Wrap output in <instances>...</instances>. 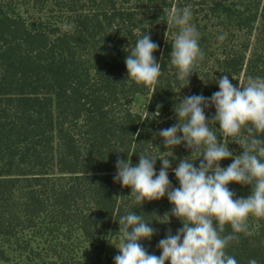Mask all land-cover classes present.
<instances>
[{"label":"trees","instance_id":"trees-1","mask_svg":"<svg viewBox=\"0 0 264 264\" xmlns=\"http://www.w3.org/2000/svg\"><path fill=\"white\" fill-rule=\"evenodd\" d=\"M184 6L203 52L187 85L176 80L168 59L177 29L167 17ZM144 31L161 62L151 85L126 80L124 65ZM221 75L234 86L250 75L264 77V0H0V245L26 264L35 258L47 264L44 256L54 258L50 264H81L70 252L102 244L110 230L118 232L120 215L133 210L158 220L171 207L167 199L134 204L130 189L112 180L114 163L119 156L135 164L145 152L170 155L159 153L155 146L165 149L155 134L176 123L178 97H210ZM138 95L146 98L141 111L132 109ZM228 147L241 152L234 143ZM172 153L168 178L177 186L171 167L190 152L180 145ZM228 187L236 196L250 191ZM247 225L248 233L236 234L225 251L237 264L250 258L264 264V217L250 215ZM151 226L155 234L141 244L159 256L158 240L181 223L170 216ZM230 231L225 224L222 235Z\"/></svg>","mask_w":264,"mask_h":264},{"label":"clouds","instance_id":"clouds-1","mask_svg":"<svg viewBox=\"0 0 264 264\" xmlns=\"http://www.w3.org/2000/svg\"><path fill=\"white\" fill-rule=\"evenodd\" d=\"M191 17L190 6L172 11L167 17L168 26L177 29L170 44L169 63L175 69L176 80L185 85L196 61L203 57ZM218 39H224L223 35ZM157 48L146 31L138 35L124 58L126 80L145 85L157 82L162 74L161 62L153 56ZM214 82L218 90L210 97H178L172 108L176 123L156 132L165 150L155 147L160 154L167 150L170 155L145 152L137 155L135 164L117 157L113 182L129 188L127 197L139 207L166 198L171 207L153 220L168 223L171 216L180 221L181 227L174 234L166 230L156 244V256L141 244L155 234L153 220L146 221L143 216L148 215L127 211L118 218V243L114 246L118 254L113 256V264H237L225 248L238 238L236 234L248 233L250 215L264 217V77L250 75L245 83L234 86L228 75H221ZM209 108L214 114L206 118ZM229 143L238 145L240 154L234 155ZM180 145L190 154L171 167L177 183L173 186L168 178L169 157L176 159L172 149ZM229 158L231 162L222 167L220 161ZM230 183L250 186L249 194L236 196L228 187ZM225 224L231 231L222 235ZM248 264L257 261L250 258Z\"/></svg>","mask_w":264,"mask_h":264},{"label":"rangeland","instance_id":"rangeland-1","mask_svg":"<svg viewBox=\"0 0 264 264\" xmlns=\"http://www.w3.org/2000/svg\"><path fill=\"white\" fill-rule=\"evenodd\" d=\"M117 5H120V0H115ZM242 9V8H241ZM251 41L254 40V32L250 35ZM146 103V98L143 96H137L133 101L132 109L141 111L144 108V104ZM117 232L110 230L109 233L101 239L102 244L97 243H88L86 246H78L72 250L71 256L72 259L78 260L84 264H113V256L118 254V250L114 247L118 243V234ZM26 235H30L29 232H26ZM2 249H4L5 253L0 256V264H26L24 256L14 257L13 255H17V253L12 249V247H8L5 245H0ZM1 252V250H0ZM11 258L12 260H6ZM44 260L47 264L54 261L53 257L44 256ZM31 264H43L42 259L35 258Z\"/></svg>","mask_w":264,"mask_h":264}]
</instances>
